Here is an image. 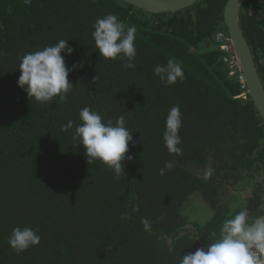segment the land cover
Segmentation results:
<instances>
[{
	"label": "trees",
	"instance_id": "obj_1",
	"mask_svg": "<svg viewBox=\"0 0 264 264\" xmlns=\"http://www.w3.org/2000/svg\"><path fill=\"white\" fill-rule=\"evenodd\" d=\"M226 1L152 14L122 0H0V264H179L241 208L264 214V124L216 41L228 36ZM109 13L137 28L132 69L95 52L93 25ZM240 29L264 85V0L243 4ZM60 39L74 49L66 66H80L68 77L73 89L63 102L29 100L17 87L21 57ZM169 59L184 79L166 87L153 69ZM176 105L179 156L163 142ZM84 107L105 121L125 116L134 139L125 175L89 166L74 147ZM69 121L73 128L63 131ZM241 192L244 203L233 205ZM196 207L202 217L190 216ZM17 226L41 237L20 255L8 244Z\"/></svg>",
	"mask_w": 264,
	"mask_h": 264
},
{
	"label": "clouds",
	"instance_id": "obj_2",
	"mask_svg": "<svg viewBox=\"0 0 264 264\" xmlns=\"http://www.w3.org/2000/svg\"><path fill=\"white\" fill-rule=\"evenodd\" d=\"M25 2L30 3L31 0ZM136 36L135 25L129 26L118 15L111 13L97 19L91 32L98 56L106 61L120 60L126 69L135 66ZM68 41L60 39L55 44L21 57L17 69L20 73L17 87L26 93L29 100L49 104L58 97L63 102L73 89L68 77L80 66H66V57L74 52ZM153 75L166 87L184 79L181 64L173 59H169L166 64L156 65ZM79 120L72 140L75 148H83L86 163L89 166L99 163L111 170L116 178L125 175L124 162L132 160V156L127 153L129 145L134 144L133 132L129 131L125 116L120 115L114 122L111 119L105 121L97 111L84 107L79 112ZM73 123L69 121L62 126V130L72 129ZM181 127V111L176 105L168 111L163 132L164 147L169 154H182V149L178 147L181 144ZM171 166L166 164L165 169ZM211 175L212 170L209 168L205 178ZM144 225L146 229L150 227L148 221H144ZM40 239L34 229L17 226L12 229L8 244L16 255H20L30 247L39 245ZM193 239L194 242L199 241L200 237L194 236ZM179 264H264V218H253L247 208H241L222 222L218 235L210 243L194 252L180 255Z\"/></svg>",
	"mask_w": 264,
	"mask_h": 264
},
{
	"label": "water",
	"instance_id": "obj_3",
	"mask_svg": "<svg viewBox=\"0 0 264 264\" xmlns=\"http://www.w3.org/2000/svg\"><path fill=\"white\" fill-rule=\"evenodd\" d=\"M136 9L152 14L176 13L199 0H122ZM247 0H227L223 10V23L239 59L247 93L264 124V85L260 79L251 48L240 29V13ZM264 218V214L261 216Z\"/></svg>",
	"mask_w": 264,
	"mask_h": 264
},
{
	"label": "built area",
	"instance_id": "obj_4",
	"mask_svg": "<svg viewBox=\"0 0 264 264\" xmlns=\"http://www.w3.org/2000/svg\"><path fill=\"white\" fill-rule=\"evenodd\" d=\"M216 41L218 43V48L222 52H224V64L229 69V75L234 76L238 79L240 84L242 85V88L245 89V92L247 91L245 79L242 73L241 65L239 62V59L234 51L233 45L230 41L229 36L226 37L224 33H219L216 36ZM245 92H243L239 98L245 99Z\"/></svg>",
	"mask_w": 264,
	"mask_h": 264
},
{
	"label": "rangeland",
	"instance_id": "obj_5",
	"mask_svg": "<svg viewBox=\"0 0 264 264\" xmlns=\"http://www.w3.org/2000/svg\"><path fill=\"white\" fill-rule=\"evenodd\" d=\"M241 187V186H240ZM241 189V188H239ZM247 189H249V187H247ZM243 195H247L245 192H241V196H239L238 194L236 196L233 197L232 199V203L233 205H242L245 201V196L243 197ZM190 213H192L190 216L191 217H202L204 214L203 209L201 208H192Z\"/></svg>",
	"mask_w": 264,
	"mask_h": 264
},
{
	"label": "bare ground",
	"instance_id": "obj_6",
	"mask_svg": "<svg viewBox=\"0 0 264 264\" xmlns=\"http://www.w3.org/2000/svg\"><path fill=\"white\" fill-rule=\"evenodd\" d=\"M227 67V66H226ZM228 68V67H227ZM228 71H229V69H228Z\"/></svg>",
	"mask_w": 264,
	"mask_h": 264
}]
</instances>
